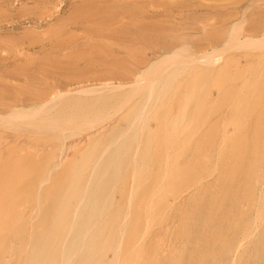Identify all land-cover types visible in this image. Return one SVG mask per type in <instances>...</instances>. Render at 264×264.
I'll return each mask as SVG.
<instances>
[{
	"label": "rangeland",
	"instance_id": "1",
	"mask_svg": "<svg viewBox=\"0 0 264 264\" xmlns=\"http://www.w3.org/2000/svg\"><path fill=\"white\" fill-rule=\"evenodd\" d=\"M127 1L0 0V89L2 90H0V201H8V199L6 200L8 198L6 190L11 189L8 184L16 179L10 178L9 175H13V172L15 173V165L16 167L21 166L20 161L22 159L28 158L29 162L34 163V168L31 165L29 174L34 172L32 176L36 175L35 177L40 180L41 178L37 176L35 171L45 168L42 172L47 169L49 173L54 172L55 169L53 170L52 166L57 164V162L59 163L61 157L60 162L64 160L65 163L67 158L77 154L75 144L79 143L77 145L81 147L87 142V139L96 128V126H94L95 128L91 126L96 119L101 118L103 121L105 118L103 115L106 114V119L109 120L103 122L105 125L108 122L113 124L117 121L113 124L114 127L110 124L113 128L112 130H108L110 127L109 123L107 124L108 126L106 125L108 128L103 126L102 122L97 123V131L102 127L101 130L105 128L108 133L115 131L113 134H116L118 129L116 127L127 125L128 121H131L130 116L126 115L123 117L124 119H119L117 117L119 114H115L116 106L123 96H128V99L131 98L130 100H132L131 93L133 98H135L130 101L131 104L135 103V100H141V106H143L138 113L145 115L147 110L145 111L142 108L150 104L148 103L150 100L147 101L144 96L140 97L138 93L137 95L133 93H136L137 87L140 86L139 88L145 91L146 85H149L147 79L150 76L151 68L149 67L151 63L153 64L152 61L157 62L160 58L168 56L169 53L165 49L167 47L172 50L171 52H178V56H181V59L189 57L190 53L195 49L197 50V48L200 49L197 50L199 52L205 48L204 50H207L210 54L213 51L209 47L212 38H207V36L210 37L214 33L217 34L223 28L224 30L221 31L225 37L222 38V42V39L218 38V41L220 40L219 42H221L217 47L218 51L215 49L210 55L214 56L216 54V58H222L217 63L219 64L218 67L222 65L225 59H228L229 66L222 68L217 74L216 72L213 73V71H206L208 69L206 68L202 74V79L205 77L200 84L201 90L205 88L203 94L199 93L201 96L199 103L201 104L195 107L196 109L198 108L199 112L195 110V117L191 113H185L184 116L180 114L183 117L191 116L193 119L190 127L193 131L190 129L184 130L186 134L190 131L187 138V142L190 143L184 142L183 145L179 146L177 143V145L175 143L170 144L167 141L170 133L168 132L170 126L168 127L167 125L171 117L164 115L165 111L162 112V110L165 109L164 105L170 102V93V95H166L168 96L167 99L166 97L161 98L165 101L161 102L162 104L160 103L161 106L159 104L160 110L158 109L155 115L152 114L151 116L149 114L148 116L151 118L149 119L147 116L145 121V124L150 126L147 125V128L151 130V134L156 131L157 124L165 125L166 122L165 132L160 133L163 139L160 138L159 143L156 144L155 141L159 138L151 139L154 136L150 135L151 138L149 139L152 145L148 143L147 147L144 141L145 138L139 136L140 139L136 140L131 151L129 150L128 152L129 160H127V164L130 165L127 166L126 173L122 172L120 175L125 174L121 177V182L126 183L125 185L129 186V188L123 184L122 193H125L126 197L125 200H122L124 204L121 201L120 207L125 209V205L134 204L135 197L140 193L137 187L130 183L128 185L127 181H123L130 169H138L140 164L131 163L141 156L140 153L143 152V157L145 153H148V156L142 159V166L144 170L149 171L147 176L152 175V173L157 174L158 181L162 173L160 171L157 173V170L153 171V169L156 166L161 167V164L158 165V163H162L161 160L164 157L170 158L174 151H178V154L180 152L178 160H185L186 157L191 159V161L193 160L192 158H196L195 160L200 162V160L208 158V164L198 171L197 174L195 173L194 177L186 179L185 183L180 186L174 195L184 196L182 198H185L188 192H190V196L194 191V196L199 189L196 201L186 198L184 200L185 212L182 218L185 221L180 220L181 217L178 211H175V204H172L170 208L162 210L158 221L154 219V223L149 222V228H151L150 232L147 233L146 239H149V237L153 239L155 235H160L162 241H169L170 245L180 247H178L180 255L174 258L175 262H161V264H176V262L180 264H197L200 258L206 254H210L207 261L209 264H232L233 261L238 264H264V257L258 255L259 249L264 246V51L261 48L263 40L260 38L259 43L255 41L253 44L250 42L251 45H248L247 42H244L245 38L243 37V33L250 30V33L254 35L257 33L258 35L255 36L261 37L260 34L264 31V0H203V2H201L202 0ZM222 19L227 23L225 24ZM257 21L259 22L258 24ZM128 22L132 24L127 25ZM232 25H234L233 29L231 28ZM153 26L156 28H153ZM140 31L144 32L143 35ZM145 33L147 36H145ZM154 35L163 38H149V36L155 37ZM137 36L140 37L137 38ZM255 39L258 40V38ZM243 67L247 68V72H243ZM251 69L254 70L252 71ZM204 74L208 76L206 77ZM192 76L189 75L191 78ZM187 80L189 81V79ZM243 80H245L244 87L238 88L239 83ZM131 82H134V88L131 87ZM138 83H141V85H138ZM116 84L117 88H115ZM112 85H114V88H112ZM136 85L137 87H135ZM88 88H93L91 93L80 91ZM139 88L138 90H142ZM217 88L224 89L226 96L220 93ZM235 88L241 90V92L247 91V93L249 88H251V92L255 88V92H249L250 101H244V111L239 112L238 118L244 124L240 126L242 129L238 127L233 133H230L233 128V120L231 118L236 117L229 115V112L235 106V103H233L236 102L235 98L238 99V96L235 95ZM65 90L68 96L76 94L77 100L64 101V103L57 102L56 94ZM182 91L181 88H176V92L182 93ZM186 92L191 93L189 90ZM122 93L125 94L121 95ZM119 96L121 97L119 98ZM136 96L140 98H136ZM219 97L221 98L219 99ZM228 97H231V99ZM118 98L119 100L117 101ZM230 102L231 104H229ZM230 105L231 107H229ZM189 106L192 111L194 106L192 107L191 104ZM14 107L18 109L14 112L16 116L14 114L13 116H10L11 114L8 116L6 111L9 112ZM110 110L112 111L110 112ZM113 111L114 114H112ZM26 113L32 114L29 118H25L22 121V117L24 118L23 114ZM205 114L207 118L204 120ZM112 115L113 118H111ZM201 115H203V118ZM158 119V122L161 123L157 122ZM114 120L115 122H113ZM197 120L201 123H197ZM36 121L37 123H35ZM39 121L40 123H38ZM26 123L29 127L26 126ZM98 124H100V127ZM197 124L200 125V128L196 127ZM254 124L258 128L257 130H254ZM44 126L48 128L46 129ZM89 126L94 129L92 130ZM86 127L89 128L86 129ZM194 127H196V131ZM203 128L208 130L207 134L206 130L203 131ZM198 131L203 133L199 132L201 134H198ZM95 133L98 134L97 132ZM95 133H93L92 137L97 138ZM204 134L205 137H203ZM198 135L204 139L202 140L200 136L198 138ZM230 135H232L231 139L237 136H244L242 138L244 141L240 143L241 149L237 147V150H239L237 157H233V154H227L224 150L225 148H223L230 142L228 137ZM141 139H144V142ZM79 141L82 142L80 143ZM140 141L141 144L145 145L144 148ZM194 141L195 144L193 143ZM26 148L29 149V152ZM144 149L146 150L145 152L143 151ZM30 151L35 153L28 154ZM138 154L140 155L138 156ZM53 155L55 159L53 158L52 160L50 157ZM48 159H50L49 162L46 161ZM154 159L155 161L157 159V161L155 163L152 162L151 165V161ZM37 163L38 166L41 165L43 168L41 166L38 168ZM49 163L51 166L48 168ZM197 164L194 166L195 170L200 167ZM131 165L133 168H131ZM139 167L142 168L141 165ZM24 178H20L21 183L23 182L22 180H31L32 177L28 178L27 176L28 180L26 177ZM6 179L8 180L6 181ZM37 182L30 181L31 184L34 183L35 185ZM125 187L129 189V191L126 190L127 193L125 192ZM182 187L183 189H181ZM29 193L27 197L30 195L35 198L36 193L34 191L30 190ZM33 193L34 195L32 196ZM118 195L120 194L114 191L112 197L118 199ZM130 195L131 197H129ZM23 197L21 196V198ZM27 197L23 198V200L25 201ZM31 197L28 199H32ZM126 198L129 199L130 203L127 202ZM28 199L25 202L26 206H28V201L30 202ZM171 200V196H168V201ZM180 200L181 198L179 197L175 201L173 197L175 203ZM189 201L196 204L191 205ZM196 205L198 207L194 209L193 207ZM1 213L2 211H0ZM124 215L125 213H120L117 220L124 217ZM178 223V229L176 230V227L173 229ZM157 224L159 225L157 226ZM190 225H194L193 228L196 229V234L192 233L191 230L190 234H187V231H189L187 227ZM120 232H122V229ZM212 244H215V249ZM220 244L225 245L222 250L219 249L222 247L219 246ZM145 246L149 247L148 242L147 244L145 243ZM106 256L109 258L110 253H107Z\"/></svg>",
	"mask_w": 264,
	"mask_h": 264
},
{
	"label": "bare ground",
	"instance_id": "2",
	"mask_svg": "<svg viewBox=\"0 0 264 264\" xmlns=\"http://www.w3.org/2000/svg\"><path fill=\"white\" fill-rule=\"evenodd\" d=\"M136 2H140V1H136ZM201 2H203V0ZM137 4H139V3H137ZM115 9H113V10H115ZM86 15H87V13H86ZM70 16H71V14H70ZM89 17H91V16H89ZM84 19H85V17H84ZM225 20H226V18H225ZM223 22H224V20H223ZM261 22H262V20H261ZM130 23L128 22L127 25ZM258 23L259 22L257 21V24ZM263 24H264V22H263ZM167 26H168V24H167ZM233 26L234 25H232V27H231L232 29L234 28ZM262 27H260V28H262ZM144 28H145V26H144ZM153 28H156V27L153 26ZM228 28H229V25H228ZM254 28H253V30H254ZM255 29H258V28H255ZM221 30H224V29L222 28ZM221 30L219 32H217V34L214 33L215 30H214V32L211 31L212 33H214V35H211L210 37L207 36V38H212L211 39L212 40L211 45L209 46L210 49L213 50L212 53L214 52L215 49L216 50L218 49L217 47L223 41L222 38L225 37L224 33ZM107 31H108V29H107ZM250 31L243 33V35H244L243 37L245 38L244 42H247L248 45H251L250 42H252V44L255 41L258 42L260 38L264 41V31L260 34L261 37L255 36L258 34L255 33V35H254L253 33H250ZM141 33L143 35L144 32H141ZM170 34L172 35L173 33H170ZM156 35H157V32H156ZM145 36H147L146 33H145ZM176 36H178V35H176ZM138 37H140V36H137V38ZM142 38H143V36H142ZM149 38H163V37H161V36L160 37L159 36L158 37L157 36H155V37L149 36ZM213 38H216V39L213 40ZM218 38L222 39L221 42H219L220 40L218 41ZM255 38H258V40H256ZM240 41H242V40H240ZM263 41L261 42V40H260L261 45H262L261 48L264 51V45H263L264 42ZM239 44H237V45L240 46ZM239 48L241 49V47H239ZM165 49H167L166 51H167V53H169V55L164 56V58H160V60L157 62L152 61L153 64L151 63V65L149 67V68H151V71H150L149 79H147L149 85H146L147 86L146 90L144 91L142 88H139L140 86L139 87H137V85L135 86V87H137V91H135L136 93H133V94L137 95V93H138L140 95V97L144 96L147 101L150 100V102H148L150 104L146 103L148 108H147V106L146 107L144 106V108H142V109H145V111L147 110L145 115L144 114L141 115L140 113H138V112H140L141 107L143 106V105L141 106V100H139V101L135 100V103L131 104L130 101L135 99V98H133V95H131V93H130V96H132V100H130L131 99L130 97H129L130 99H128V96H126L127 98L123 96L119 100V98L121 97V96H119V98L117 99V101L119 100V102L116 106L117 110L115 113V114L118 113L119 115L118 116L115 115V116H117L119 119L120 118L124 119L123 117L128 115V116H130L131 121H128V124L125 125L126 127L125 126L124 127H116V128H118L116 134H113L115 131H113V132L111 131L108 133V130H112L113 129L112 127H114L113 124H115L117 122V121L115 122V120L113 121L115 123L112 122L113 124L108 122L109 125L110 124L112 125V127L110 125L111 128L109 127V129L107 131L105 130V128H103L104 130L103 129L101 130L102 127H100L99 126L100 124H98L100 129H99V131H97L98 130L97 129L98 128L97 123H100V122L103 123L107 120L106 116H105L106 114L105 115L102 114L103 117H105L103 119V121L101 118H100L101 120L96 119V121H98V120L99 121L98 122L95 121V123H93L91 125L92 127L96 126V128L94 127L95 129L93 128L94 130L89 126L93 130V133H95V132L98 133V134L95 133L97 135V138L92 137L94 134L91 132L92 135H91V133H90L91 136L88 134L90 137L87 139V142L85 144H83L81 147L78 146L79 143H77L78 145L75 144V148H77V152H78L77 154L70 156L69 158H67V160L65 159L66 160L65 163H64V160L61 161L62 163L60 162V160L62 159L61 156H60L61 158L59 160V163L57 162V164L53 165L55 163L53 161L54 163L52 164L53 165L52 169L53 170L55 169L54 172L49 173L48 169L46 170L47 173H45L46 171L42 172V171H44L45 168L42 170L39 169V170L35 171V169L38 166V163H37L36 164L37 166L34 169V171L37 174V176L39 178H41L40 180H38V178L35 177L36 175L32 176V175H34V172H33V174H29V169H31L30 168L31 165L34 168V163L32 164L31 161L29 162L28 158L22 159L20 161L21 166L19 165V167H16V165H15V168H16L15 173L13 172V175L10 174L9 177L12 179L13 178L14 179L16 178V179L13 182L10 181L11 183L8 185L10 186L11 189H9L8 191L6 190V192L8 194L7 195L8 198H6V200L8 199V201H5V200L0 201V211H2V213L0 214V264H161V262L174 261V258L177 255H180L179 254V252H180L179 248L180 247L178 246L179 247L178 248V247L170 245L171 243L169 241H162V239H161L162 237L160 238V235L159 236L155 235L153 237V239H150V237H149L150 240L146 239L148 236L147 233L150 232V228H151V227L149 228V226H150L149 222L152 223L154 221V219H157V221H158V219H159L158 217L161 215L162 210H166V209L170 208V206H172V204H175V208H176L175 211H178L179 216L181 217L180 220L183 222L185 221V219L182 218L183 213L185 212V206H183V203L185 202L184 200L186 198V199H190L191 201H196L197 196L199 194V189L195 192L194 196H193L194 191L191 193L190 196H189L190 192H188L186 194L187 196L185 195L186 196L185 198H182L184 196H174V195H175V193H177L180 186H182L185 183L184 181L186 179L194 177L195 173L197 174L198 171L202 170V168L208 164V162H209L208 158L202 159V160H200V162H199V160H195L196 158H192L193 160L191 161V159H189V158L187 159L186 157H185V160H183V159L178 160L180 158V152L178 154L177 153L178 151H174L170 158L164 157L162 159L163 161L161 160L162 163H160V162L158 163V165L161 164V167L155 165L156 168L153 169V171L157 170V173L159 171L162 173V176H161L160 180L158 181V177L156 176L157 174L155 175L152 173V175L147 176V172H149V171L144 170V168L142 166V164H143L142 159H144L145 156H148V153H145L144 157L142 156L143 152L140 153L141 156H139L140 154H138L139 157L136 158L134 161H132L131 164H133V163L140 164L143 169L139 167L140 165H138L137 170H134L135 168L132 170L130 169L129 170L130 172L127 170L128 172H127V175L125 176L126 178H124L123 181H127L128 185L130 183L131 185H134L135 187H137L139 189L140 193H139V195L137 194L138 196L135 197V199L133 198L134 204H132V205L128 204L130 202H129V199H127L128 197L126 198V200H128L127 201L128 203L126 202V204H128V205H125L126 206L125 209H121L122 207H120L121 201L125 200V197H126L125 193H122V190L124 189L123 186L126 183L124 184L121 182V180H122L121 177H123V175H125V174H122V175H120V174L122 172L126 173V168H127V166L130 165V164L129 165L127 164V160H129L128 159V155H129L128 152H129V150L131 151V148L135 144L136 140L140 139L139 136L141 138H143V137L145 138V140L144 139L143 140L146 142L145 145L148 147L147 144L148 143L151 144V140L149 139V138H151L150 135L154 136L151 139H154L157 137L159 138L155 141V143L157 144V143H159L160 138H162L161 137L162 134H160V133L165 132L164 128L167 126L168 127L170 126V129L168 131V132H170L169 138H167V141L170 144H172V143L176 144L177 143L180 146V145H183L184 142L188 141L187 138H188L190 131L188 132V134H186L184 132V130L190 129L193 131V129L190 128L191 127V121H193V119L191 116H189V117H183V116L185 113H191V115L192 116L194 115V117H195V114H196L195 110L198 111L197 110L198 108L196 109L195 107H198V105L200 106V104H201V103H199L200 99H201V96L199 93L203 94L204 89H205L204 88L201 90L200 84H201V81L205 77L204 76L202 79V74L205 72L206 68H208L206 71H208V70L211 72L213 71V73L216 72V74H217V72H219L222 68H226L227 66H229V62L227 61L228 59L227 60L225 59L224 62L222 63V65L220 67H218L219 64H217V63L222 58H220V59H219V57L216 58L215 57L216 54L214 56L210 55L212 53L209 54V52L207 50H204L205 48H203L202 49L203 51H201V52L197 51V50H200L199 48H197V50L195 49L194 51H192L190 53L189 57L183 58V59H181V56L180 57L178 56L179 55L178 52H175V51L171 52L172 50L168 47ZM255 49H256V47H255ZM208 55H210L212 57H210ZM182 57H184V56H182ZM256 58H257V56H256ZM255 59H253V60H255ZM215 64L217 65L218 69H216L217 67ZM262 67H263V65H262ZM214 69H215V71H214ZM243 70H244L243 72H247V68H244ZM255 71H256V69H255ZM208 72H207V74H208ZM213 73H212V75H214ZM250 73H251V71H250ZM189 75L190 76L193 75L192 78L189 77ZM204 75H206V74H204ZM207 76L208 75H206V77ZM190 78H191V80H190ZM187 79H189V81ZM140 81L142 82V80H140ZM212 82H213V80H212ZM133 83L131 84L132 85L131 87L134 86ZM138 85H141V83L140 84L138 83ZM244 85H245V80H243V81H241V83H239L238 88H240V87L243 88ZM113 86L114 85H112V88H114ZM118 87H120V86H118ZM219 87H220V85H219ZM221 87H222V85H221ZM115 88H117V84H116ZM138 88L142 89L143 91L138 90ZM176 88H178V89L181 88V91L183 89L182 93L176 92ZM251 88H253V87L251 86ZM251 88L248 89L249 90L248 93H247V91L241 92V90H239V89L237 90L235 88V90H236L235 95L238 96V99L235 98L236 102H233V103H235V106H233L234 108L232 109V111L229 110L230 116H232V117L236 116L233 119L231 118V120H233V128L231 129L230 133H233L235 131V129H238V127L240 128L241 124L244 125L243 122H240L242 120H239L240 118H238V116L240 115L239 112L244 111L243 107L245 105L243 106V104H245V102H247L248 100L250 101L251 97L249 96V92H251V90H250ZM92 90H93V88H88V89H85V90L83 89L80 91H86V92L91 93ZM187 90L191 91V93L186 92ZM217 90L220 93H222L223 95L225 94L224 89H218L217 88ZM253 91L255 92V88ZM170 93H171V95H170ZM220 93H219V95H220ZM124 94L122 93L121 95H124ZM168 94L170 95V97H169L170 102H167L165 105L163 104L165 109L163 108L164 110H162V112L165 111L164 115L170 116L171 119H170L168 125L166 124V122H165V125L157 124L158 127L155 128L156 134H154L155 132L153 134H151L150 133L151 130L147 128L148 124H145L146 123L145 121L147 120V116L149 114L152 116V114L155 115L157 113V110L159 109V107H158L159 104L161 102L165 101L164 99H161V98L166 97V99H167L168 96H166V95H168ZM176 95H177V97H176ZM56 96H57V98H56L57 102L60 101L63 103H64V101L68 102L71 100H77L76 98H78L76 94H73L72 96H68L66 90L61 92V93L58 92V94H56ZM225 96H226V94H225ZM256 96H258V95H256ZM137 97L138 96H136V98ZM140 97H138V98H140ZM217 98H218V95H217ZM220 98L221 97H219V99ZM56 99H55V101H56ZM229 99H231V97ZM228 100H227V102H228ZM41 104L43 105V103H41ZM161 104H160V106H161ZM189 104H191L192 107L194 106L193 107L194 109H192L193 113L190 110ZM229 104H231V102ZM229 107H231V105ZM40 108H38V109H40ZM17 110L18 109L16 107H14L9 112L8 111H6V112L8 113V116H9V114H11L10 116H13L14 112H16ZM111 111L112 110H110V112ZM142 111H144V110H142ZM25 112H27V111H25ZM206 113H207V111H206ZM31 114H28V113L23 114L24 118L22 117V121L25 120V118H29ZM33 114H34V112H33ZM112 114H114V111ZM180 114H183V116H181ZM202 114H204V113H202ZM201 116L203 118V115H201ZM0 118H1V115H0ZM111 118H113V115ZM130 118H129V120H130ZM150 118L151 117H149V119ZM199 118H201V117H199ZM206 118L207 117L205 114L204 120ZM30 119H32V118H30ZM111 120H113V119H111ZM158 121H159V119L157 120V122ZM198 122H199V120H197V123ZM35 123H37V121ZM38 123H40V121ZM80 123H82V122H80ZM158 123H161V122H158ZM199 123H201V122H199ZM57 125H60V124H57ZM106 125H105V123H103V126H106ZM193 125L195 126V124H193ZM26 126H28V124ZM36 126L38 128H40L38 125H36ZM133 126H135V127H133ZM145 126H146V128L144 129ZM199 126L200 125L197 124L196 127H199ZM84 127H82V128H84ZM89 127H86V129H88ZM196 127H194L195 131H196ZM33 128H35V127H33ZM49 128H50V126H49ZM116 128H114V129H116ZM206 128L205 129L203 128V131L206 130V134H207V131H208L207 129H209V128H207V129ZM240 129H242V128H240ZM257 129L258 128L254 124V130H257ZM199 132H202V131H198V134H201ZM199 136L200 135H198V138H199ZM231 136L232 135L228 136L230 138V142L227 144L226 147L223 146V148H225L224 150L227 154H230V155L233 154L232 155L233 157H237V155L239 153V150H237V147L239 149H241L240 143H241V141H244V139H242L244 136L243 137L237 136L236 138H232V139H231ZM203 137H205V134ZM190 138H192V137L190 136ZM201 138H200V140H201ZM203 139L204 138H202V140ZM193 140H194V138H193ZM195 141L198 142V140H196V139H195ZM195 141L193 142L194 144H195ZM188 143H190V142H187V144ZM140 144H141V141H140ZM141 145H144V144H141ZM145 145L143 146V148L145 147ZM196 145H198V144L196 143ZM241 145L243 146V144H241ZM97 146H98V148L96 149ZM201 146H202V143H201ZM26 149L29 152V149L28 148H26ZM134 149H135V147H134ZM182 149H184V148H182ZM140 150H141V147H140ZM193 150H195V149H193ZM143 151L145 152L146 150L144 149ZM133 152H135V151H133ZM31 153H33V151H30V153H28V154H31ZM199 154H201V153H199ZM184 155H185V153H184ZM222 155L224 156L223 153H222ZM28 156H30V155H28ZM133 156H132V158H134ZM153 156H154V154H153ZM155 156H156V154H155ZM63 157H65V156H63ZM53 158L55 159L54 155L52 157H50V159H52V160H53ZM211 158H212V155H211ZM221 158H223V157H221ZM50 159H48L46 161L49 162ZM149 160H150V158H149ZM156 161H157V159H156ZM156 161H155V159L152 160L151 165H152V162L155 163ZM128 163H129V161H128ZM196 164L200 165V167H198L195 170L194 166ZM40 166H38V168H40ZM50 166L51 165L49 163L48 168ZM41 168H43V167L41 166ZM122 168H123V170L124 169L125 170L124 171L121 170ZM131 168H133V166ZM189 170H190V173H189ZM150 172H151V170H150ZM30 173H32V172H30ZM25 175H27L28 178L32 177L31 180H33V182L38 181L37 184L36 185L34 183L31 184L30 183L31 180L29 179L30 180L29 181L27 176H25ZM24 177H26L28 181L22 180L23 182L21 183L20 178L23 179ZM36 179H37V181H36ZM7 180L8 179H6V181ZM151 185H153V187H151ZM125 186H127V185H125ZM34 187H35V189H34ZM127 188H129V186H127ZM127 188L125 189V192H126V190L129 191V189H127ZM2 189H3V187H2ZM181 189H183V187ZM202 189H204V188H202ZM30 190L34 191L36 193L35 198L34 197L32 198L29 195V197H31L32 199H28L29 197H27V194L31 193V192L29 193ZM114 191H116L120 194V195H118L119 196L118 199H114L112 197ZM128 194H129V192H128ZM23 195H24V197H23ZM33 195H34V193L32 194V196ZM21 196L23 198L27 197V199L30 200V202L28 201V206H26V203H25V202H27V199L24 201L23 198H21ZM168 196H171V198H172L171 201H168ZM129 197H131V195ZM173 197H174L175 201H176V198H179V197L181 198V200L175 203L173 201ZM191 201H189V204H191V205L196 204V203H192ZM24 203H25V205H24ZM122 203L124 204L123 201H122ZM197 207L198 206L196 205L193 208L196 209ZM120 213H123V214L125 213V215H124V217L117 220ZM155 215H157V216H155ZM147 217H149V218H147ZM180 220H179V222H180ZM158 225L159 224H157V226ZM193 226L190 225L189 227H187V229L189 230V231H187V234H190V230L192 233L196 234V229L193 228ZM175 227L177 230L179 227V223H178V225H175L173 227V229ZM121 229H122V232H120ZM166 230H164V231H166ZM141 234H143V235H141ZM147 242L149 245L148 248L145 246V243L147 244ZM238 244H240V243H238ZM212 246H213V248L216 247L215 244H212ZM219 246H222L221 248H219L220 250H222L223 247H225V245H222V244H220ZM176 248H178V249H176ZM107 253H110L109 258H107L108 256H106ZM209 255L210 254H206V255L202 256L197 264H205V262H207L209 260V258H208ZM258 255H260L261 257H264V246L259 249ZM231 258H233V257H231ZM231 261H233V260H231ZM230 263H232V262H230ZM176 264H180V263L176 262ZM206 264H209V263L207 262ZM232 264H238V263L237 262L234 263V261H233Z\"/></svg>",
	"mask_w": 264,
	"mask_h": 264
}]
</instances>
